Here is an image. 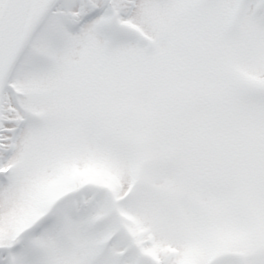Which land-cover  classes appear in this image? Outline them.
<instances>
[{
	"label": "snow or ice",
	"instance_id": "snow-or-ice-1",
	"mask_svg": "<svg viewBox=\"0 0 264 264\" xmlns=\"http://www.w3.org/2000/svg\"><path fill=\"white\" fill-rule=\"evenodd\" d=\"M0 264H264V0H0Z\"/></svg>",
	"mask_w": 264,
	"mask_h": 264
}]
</instances>
